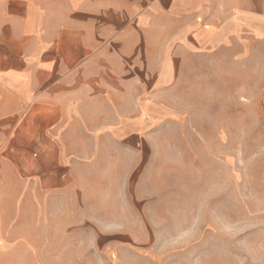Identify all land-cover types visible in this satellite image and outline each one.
Instances as JSON below:
<instances>
[{
	"label": "crops",
	"instance_id": "crops-1",
	"mask_svg": "<svg viewBox=\"0 0 264 264\" xmlns=\"http://www.w3.org/2000/svg\"><path fill=\"white\" fill-rule=\"evenodd\" d=\"M257 46L264 0H0V264H31L91 193H156L145 151L201 134L200 87Z\"/></svg>",
	"mask_w": 264,
	"mask_h": 264
},
{
	"label": "rangeland",
	"instance_id": "rangeland-1",
	"mask_svg": "<svg viewBox=\"0 0 264 264\" xmlns=\"http://www.w3.org/2000/svg\"><path fill=\"white\" fill-rule=\"evenodd\" d=\"M263 50L254 69L200 87L214 99L199 103L201 134L187 125L145 151L134 179L149 176L156 193H91L96 212L29 246L31 264H264Z\"/></svg>",
	"mask_w": 264,
	"mask_h": 264
}]
</instances>
